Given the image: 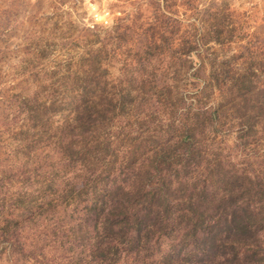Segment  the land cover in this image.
<instances>
[{
  "label": "trees",
  "instance_id": "obj_1",
  "mask_svg": "<svg viewBox=\"0 0 264 264\" xmlns=\"http://www.w3.org/2000/svg\"><path fill=\"white\" fill-rule=\"evenodd\" d=\"M221 17L118 19L84 66L12 94L25 189L0 264H264V50Z\"/></svg>",
  "mask_w": 264,
  "mask_h": 264
},
{
  "label": "rangeland",
  "instance_id": "obj_2",
  "mask_svg": "<svg viewBox=\"0 0 264 264\" xmlns=\"http://www.w3.org/2000/svg\"><path fill=\"white\" fill-rule=\"evenodd\" d=\"M215 14L222 16L228 36L244 37L243 45L253 40L264 50V0H0V214L10 215L25 189L23 169L10 167L23 158L16 135L23 115L16 114L17 104H9L14 92L32 94L35 83L49 84L56 74L84 66L83 58L100 46L94 34L104 38L118 19L141 23L171 17L184 32ZM10 235L9 242L21 248L24 228L11 227Z\"/></svg>",
  "mask_w": 264,
  "mask_h": 264
}]
</instances>
